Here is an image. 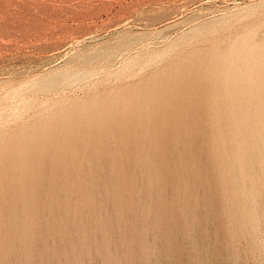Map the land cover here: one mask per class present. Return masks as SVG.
Listing matches in <instances>:
<instances>
[{
  "label": "bare ground",
  "instance_id": "6f19581e",
  "mask_svg": "<svg viewBox=\"0 0 264 264\" xmlns=\"http://www.w3.org/2000/svg\"><path fill=\"white\" fill-rule=\"evenodd\" d=\"M212 2L214 6L203 7V9L200 7L190 14L188 12L187 15L185 13L189 8L182 6L181 9L180 6V10L160 18L158 12L174 6H165L166 0L148 1L150 9L142 10L139 17L130 16L128 21L110 29L117 31L128 25V29L133 31L132 37L128 39V49L131 50L137 47L139 49V46L143 45H153L154 48L166 41L170 42L168 43L170 44L169 48L166 46L168 49L163 52V57L161 56V61L157 60L158 56L156 55L157 52H154L155 50L151 52V55L155 53L156 60L159 62L156 63L155 61L156 64H154L155 56H152L154 58L152 62L157 65V69L153 66V73L148 71V73L151 72V75L148 74V77L146 75L145 78L139 74L143 77L133 81V84L128 83L131 85L127 87H125L127 84L121 85L122 87L118 85L120 87L114 86L115 88L111 87L113 90H109V88L105 92L91 96L83 104L84 107L80 106L81 109L83 108L81 111L77 110L78 105L76 106L79 102L66 104L59 109L56 108V110L52 106L54 110L51 114L49 113L48 118H44L45 120L40 119L41 116L38 117L37 114L38 118L36 117V119L37 121L40 119L39 122L29 123L30 125L27 126L25 125L29 122L27 121L26 123L22 122L25 127L22 126L23 124L19 128L17 126L16 129L11 127L15 130L10 128L13 132L12 134L9 133L10 136L7 139L8 135L2 134L5 136V139L2 137L4 139L3 144H0L3 148H0V251L3 254L8 253L7 250L12 247L14 240L16 244V240H19L18 244L20 241L23 242L22 244L26 248L24 249L30 255L33 252L38 253L37 249L39 251L41 245L37 248L34 242V239L37 240L36 235L33 238L31 233L39 234L41 232L40 234H43L41 230L45 226L42 225L44 227L40 229V218L43 211L49 213L52 224L56 223L60 217H58V212L66 210L75 212L77 217L83 220L82 213L84 216L87 214L90 217L91 215L95 216L93 213H99L98 208L101 207V204L99 203L100 199H97L96 191H94L96 188L103 187L102 189L105 188V191L108 192L115 187L121 188L119 191L121 190L122 196L125 194L122 188L135 192L137 178L134 170L136 168L139 169L140 173L142 172L143 179L140 178V180L147 182L146 184L143 183L145 188L142 185L146 191L142 190L144 195L152 193L149 190H154L155 185L160 184L158 183L159 179L161 178L162 181L164 177L162 172H166L165 174L168 172L167 175L174 178L173 182L178 181L180 183L173 186V182H171L169 188L171 192L177 194V197L174 195L175 200L178 196L184 199L178 198L179 202L177 204L176 201L174 202L176 207L166 201L161 203L163 205L160 207V209L162 208L160 212L153 207L154 203L151 204L152 208L150 207V209L146 205L148 207L146 210L149 209V212L146 211L147 214L144 209L145 202L136 199L138 195L140 197V194L137 195L138 191L142 192L136 190L135 199L138 200V203L134 202L135 199L130 198L133 197L131 194H129L130 197L125 195L119 197V199L121 197L130 198L133 202L131 204L128 199L131 210L134 205L132 213H130L131 216L139 207H141V212L144 210L142 212L144 217L150 215L149 217L155 219L157 223L164 218H167V221H177V219H173L176 215L178 219L184 221L185 227L190 228L191 232L186 230L188 232L186 236L192 238L193 234H196L194 229H191V227L193 228L192 224L195 225L197 222H193L197 218L195 217L197 215L195 203L200 201L199 205L207 210V213H211V206L218 203L217 211L230 226L229 230L225 231L227 244L235 237L255 236L250 224L256 221L255 218H258V214L255 217L253 215L256 213L255 211L250 213L251 210L248 206L251 205L248 203L257 201L256 199L262 197L260 195L264 192V0H204L206 4H212ZM87 37L79 41L100 38L97 35ZM150 60L145 62L149 61L151 64ZM145 62L142 64L144 65ZM155 70L158 71L155 73ZM136 72L139 71L136 70ZM136 72L134 70V73ZM134 78L132 77L133 80H136L135 75ZM101 85L105 84L102 83ZM7 116L9 118L10 115L7 114ZM15 123L17 122L13 124ZM169 137L173 138L174 142L176 140V148H178L175 149L179 152L173 150L174 146L170 149L167 147L168 143L172 142H168ZM202 155L204 156L203 162L200 158ZM99 161L104 163V167H109L108 169L112 170V179L116 183L112 184L110 179L108 180L109 174L105 177L104 173L107 174V172L102 173L104 176H99L101 173L97 172L99 174L96 176V166L101 164ZM85 165H88L86 166V168L89 167L88 170L84 169ZM192 166L200 169H195L197 171L191 173L189 168L191 169ZM191 175L199 185H189V183L192 184L190 182ZM186 182H189L187 186H185ZM166 186L165 189L163 188L165 191ZM111 187L112 189H110ZM137 189H140V186ZM213 189H216L214 191L216 193L213 192ZM169 191L166 192L169 193ZM75 192L80 193L81 195L78 196L84 198L82 202H75L72 199V195H74L73 197L76 196ZM134 192L132 194H135ZM113 193L110 192L112 197L115 196ZM154 193L152 194L155 195ZM159 194L162 193L159 192ZM165 194L163 198L161 197L162 199H158L163 200ZM106 195L110 196L109 194ZM156 195L155 197H158ZM149 196L147 195L145 198ZM171 197L173 198L172 194ZM110 199L112 198L110 197ZM155 199L153 198L154 201ZM166 199L168 200V198ZM260 199L258 200L260 201ZM116 200L118 204L124 199L119 201L117 198ZM213 200L214 203L211 205ZM126 202L127 200L122 204ZM127 207L125 208L128 209ZM128 211L130 212V210H126V213ZM201 211H198L200 213L197 212L200 216ZM136 213L139 214V212ZM142 213L141 215H143ZM73 216L75 217V215ZM75 218L71 216L70 220ZM79 219L77 220L79 221ZM131 219L133 218L131 217ZM140 219L142 220V218ZM147 219L149 218L144 220ZM48 221L46 220V222ZM58 221L61 222V219L59 218ZM106 223L108 224V222ZM157 223L155 227H157ZM81 225H83L82 222ZM87 225L89 226V223ZM134 225L137 226L135 227L137 232L139 225L137 223ZM163 225L166 228V225ZM52 226L51 231L54 228ZM77 226L74 225L79 229L80 240L88 245L91 242V237L88 239L87 236L90 233L87 232L90 228L85 225L88 227L86 231L88 234H86L84 228ZM226 227L224 226V228ZM62 228L66 230V226ZM67 229L71 234L72 229ZM140 229L143 228L140 226ZM58 231L56 232L60 235L61 231H59L60 233ZM77 232L75 231L74 235ZM167 232L165 231V233ZM57 233L54 235L56 236ZM142 235H137L138 237L141 236L139 239L135 236L138 243L135 242L143 247L145 240ZM246 238L245 240H251L248 239L250 237ZM44 239L46 238L44 237ZM221 241L223 240L221 239ZM93 243L95 240L91 244ZM99 243L98 245H101ZM38 244L40 243L38 242ZM248 244H250L249 241ZM98 245L95 247L98 248ZM88 246L90 247V245ZM93 251L95 250L93 249ZM198 253L199 250L196 249V255H199ZM101 254L102 256L104 254L102 259L104 258L105 263L113 261L110 249ZM70 255L66 256L69 257ZM35 258L37 259V257ZM48 258L46 259L48 260ZM26 259L29 260V257ZM40 260L42 259L40 258ZM203 261L198 260L196 264L208 263ZM68 263L72 264V262ZM76 263L78 264L77 261Z\"/></svg>",
  "mask_w": 264,
  "mask_h": 264
},
{
  "label": "rangeland",
  "instance_id": "374dc122",
  "mask_svg": "<svg viewBox=\"0 0 264 264\" xmlns=\"http://www.w3.org/2000/svg\"><path fill=\"white\" fill-rule=\"evenodd\" d=\"M148 1L151 0H0V70L2 71L0 73V77H1L0 78V88H1L0 144H3L5 136L8 135L6 139L9 138L10 134H12L13 132L12 130H15L17 126H18L17 128H19L21 127L20 125H22L24 122L26 123L27 121H29L27 122L28 124L27 123L25 124L27 126L35 123L37 121L36 119L37 116L38 117L41 116L40 119L48 118V116L51 114V112H53L54 109L55 110L56 108L59 109L62 106H65L66 104L69 103L76 104L79 102L78 104H76V106L78 105V108H80V106L82 107L85 101H87L88 98H91V96L93 97L98 93L105 92L109 88H110L109 90H113L111 89V87L113 88L114 86L120 87L121 85L125 86L127 84L125 86L127 87L128 85H131L135 81L139 80V78H142L143 76L145 77L146 75H147L146 77H148V74L151 75V72L148 73V71H152V69L154 71V67L155 69H157V65L154 64L159 63L158 61H161L163 57V52L169 48L168 46H170V44L168 43L170 42L166 41L164 43L159 44L158 46H155L154 48L153 45L151 46L143 45V46H139V49L137 47L131 50L128 49V39L132 37L133 31L128 29V25L121 27L117 31L110 29L116 25L118 26L123 22L128 21V17L130 16L134 18L139 17L141 15L142 10L144 11L150 9L151 7ZM166 1L167 3H165V6H174V7H168L167 9L158 12L157 14L160 18L169 15L174 11L180 10V6L181 9L182 6H187L189 8V10H187L185 13L186 15L188 12H189L188 14H190L195 10L200 9V7L201 9H203V7L209 8V6L210 7L214 6L213 2L212 4L208 3L209 4L208 5L204 3V0H177V1L171 0L175 2L174 3L170 1L172 5L168 0ZM137 6H139V8H136ZM93 35L100 36V38L99 37L89 38L91 41L89 39L88 41H79L82 38H85L86 36L90 37ZM153 51L157 52L156 55L158 57L155 55V53L151 55L152 54L151 52ZM152 56L153 57L155 56V59ZM156 57L158 61L156 60ZM153 59H154V64L152 62ZM147 60H150L151 64L149 61H148L149 63L145 62ZM143 62L146 63V65L144 63L145 66L142 64ZM148 64L150 65L148 66ZM49 65L50 66L53 65V66L50 67ZM144 67L148 69L146 70ZM134 70L135 72L136 70L139 72L134 73ZM156 71L158 70H155V73ZM132 74L135 75L136 80L132 79V77L134 78V75ZM139 74L143 76H139ZM129 75H131L132 77L130 78ZM101 82L105 85H101L102 84ZM52 106L54 107V109H52L53 108ZM47 107L50 109H48ZM78 108L77 110L80 111L83 109V108L82 109L81 108L78 109ZM39 111L41 114L39 113ZM7 114L10 115L9 118ZM45 114L47 115V117ZM39 120L37 122H39ZM13 121L17 123L13 124L14 123ZM25 125L23 124L22 126L25 127ZM6 128L7 129L9 128L8 129L9 131ZM2 134H5V136ZM169 139L170 140H168V142L172 141L174 144L171 142L173 145L170 143L171 144L170 146V144L168 143L167 147L170 149V147L172 148V146H174L173 150H176L178 148V147L176 148L177 146L176 140L174 142L173 138L169 137ZM0 148H2V145H0ZM171 150L170 152H172ZM200 158L201 161L203 162L204 156L202 155V157ZM100 163L101 164H98L96 166L97 167L95 170L96 176L99 173H101L99 174L100 176L103 175L102 174L103 172H107V174L104 173L105 177H107L109 174V176L107 177L108 180L110 179L109 181L112 184L116 183V181L115 180L113 181L112 179L113 178L112 170L108 169L109 167L107 168L106 166L104 167V163L103 164L102 162ZM86 166L88 165H85L84 169L88 170L89 167L86 168ZM191 169L189 168V170L192 173V172H196L200 168L199 167L196 168V166L194 167L192 166ZM165 173L166 172H162L163 175L162 174L160 175L164 176L162 181H164L165 179L163 184L165 186L167 185L166 191L168 192L170 190L169 188L171 182H173L174 178L170 177V175H167L168 172L167 174ZM134 174L136 175L137 178L135 192L133 190H131L130 192L128 191L129 189L126 190L125 188H122L123 193L125 192L123 196L125 195L126 197H130L129 194H131L133 195L134 198L132 196L130 198L133 200L138 194H140V197L138 195L139 198L137 197L136 199H139V201L141 202H145V207H144L145 212L146 211L149 212L150 207L152 208L153 205L152 203H154L153 207L157 208L158 211L160 212V210L162 209V208L160 209V207H162L163 205V204L161 205V203H164L166 201L169 202V204L173 205L175 201L176 204L177 202H179V199L181 197L179 198L178 196L179 199L176 198L175 200V196L177 197V194L175 192H171L170 190L169 193H167L165 190H163L165 186L161 184L162 182L161 178L159 179L160 181H158V183H160L161 185L157 184L158 186L155 185L156 190L154 188V190L152 191L149 190V191L152 193L156 191L154 193L155 195L156 193L159 194V192L162 194L159 195L157 194L158 197H155V195H153L152 193H148L147 195L148 196L150 195L149 197L151 198L149 197L145 198V196L147 195L146 194L144 195L143 191H145L144 190L145 185L143 183L146 184L147 182H145V180L144 182H142L143 181L142 172L140 173L139 169L136 168L134 170ZM165 177L169 179L170 178L173 179L171 181V179L169 180L166 179ZM190 177H192V175ZM140 178L142 179L140 180ZM192 179L194 181V177H192ZM192 179L190 181L192 184L186 182V184L184 183L185 186H187L188 183L190 186L199 185V183L195 181L193 184ZM176 182L178 183V181ZM176 182L174 181L172 185L177 186L180 184V183L177 184ZM138 185L140 186V189H137V187L139 188ZM142 185L144 186V188L142 187ZM156 186L161 188L163 192L164 191L165 192L163 193L162 190H160ZM100 188L101 190H99ZM102 188L103 187H99V189L96 188L94 190L97 193V199L98 200L100 199L99 203L101 205L100 204L99 205L102 207V208L101 207L98 208L99 213L97 212L96 213L97 215L93 213V215L95 216L93 217L91 215L90 217L86 213L85 216L84 213H82L83 214L82 217L84 219H86L87 217L89 218H87L86 220L84 219L80 220L75 212L72 213L70 210L69 211L71 213L67 210L60 211L58 212V217L60 216L59 218L61 219V222L58 221L59 220L58 218L56 223L52 224L49 213L47 214V211L45 212L43 211V213L41 214L42 217L40 218L41 219L40 229H42L45 226L43 228L44 230L42 229L41 231L43 233L42 235L46 239H44V237L40 234L41 232L39 234L37 233L38 235L36 233L33 234V232L31 233V236L33 235L32 236L33 238L36 235L35 236L36 239L37 240L39 239V241L34 239L37 248L38 246L41 245L40 246L41 248L39 249V251L40 250L41 251L39 252L37 249V252L39 254L33 252L31 254L34 259L33 260L29 252L27 253V251L25 250L26 248L24 244H22L23 242L20 241L19 242L20 244H18L19 240H16L17 241L16 244L14 240L13 241L14 243H12L13 248L10 247V249L7 250L8 253L3 254L2 251H0V258H2L0 259V264H36L37 262H40L37 264H51V263L53 264V262L54 264H60V263L69 264L68 262H72V264L73 263L77 264L76 261L78 262V264H196L197 263L196 261L198 260H200L201 262L203 260H204L203 262H208L206 264H264V202H263L264 192H262L263 195L262 193L260 195L263 197V199L262 197L259 196L261 199L257 198L256 199L257 201H254V203L253 202L248 203L251 206H248L247 204L248 208L250 207L249 208L251 210V211L249 210L250 213L251 212L253 213L255 211L256 213H253L255 217H257L256 214H258L259 219L257 218L258 219L257 220L255 218L256 220L254 221L255 223L253 221H252L253 223L251 222L252 224H254V226H251L252 224H250L251 230L252 231L256 230L255 232L253 231L255 236L249 235V236L235 237L234 240H230V242L228 241L227 244L226 232L227 230H229L230 226L225 219L221 218V215L217 211L218 203L215 202L216 203L215 206L212 205L214 203V200L211 201V205L213 206V208L210 205L212 209L211 211L212 214L207 213L208 211L204 210L202 206L199 205L200 201H198V203L193 202L195 203L194 206L196 210L199 209L202 211L200 216V214H198L200 213L198 212L199 210L198 211L195 210V213L197 214L195 215V217L197 218L200 217V218H198L199 220L198 221L197 218L194 217L195 219L193 220V222L195 221L197 222H195L196 226L192 224L193 228L191 227V229H194L195 231L194 233L196 234L195 235L193 234L191 238L189 236H186V233L191 232L190 228L185 227L184 221L182 219H178V216L176 217L175 214H172L173 216L175 215L174 217L172 215L170 216L173 217V219L174 218L177 219V221L174 219L175 221L171 220L172 221L171 222L170 220H168L169 221L168 222L167 218H164L167 222L163 219L165 223L163 220H159L157 223L155 219L149 217L150 215L144 217V214L142 213L144 210L142 209L143 211L141 212L140 210L141 207L138 206L139 208L135 209V212L133 211L134 214H132L135 217V219H137L135 220L134 217L130 215V213H132L131 211L133 210L134 205L133 206L131 205L132 206V210H131V207L129 206L130 202L128 203V199L130 201L131 199L122 198L123 197L122 192L121 190L119 191V189L121 188H117V187H115V189H112V187L110 188L112 189L113 192L121 193V194L119 193L117 194L118 197L116 196V193L110 191L111 193H113V196L115 195L114 197H112L110 192L105 191L106 189L104 188L103 190ZM171 188L174 191L172 186ZM136 190H140L142 193H140L139 191L137 193ZM214 191H216V189H213V192ZM133 192L135 194H132ZM75 193L76 196L73 197L74 195H72V199L75 202H79V201L82 202L84 198L82 199L81 197H79L81 194L80 193H79L80 195L77 194L78 192ZM126 193H128V195H126ZM106 194H109L110 196H107ZM164 194L165 196L163 201L161 199L163 198ZM168 194L170 195L172 194L174 200L172 197L170 198V195ZM120 196H122L121 199H119ZM110 197L113 199V201L112 199H110ZM115 197H117L119 201H122V199H124L123 202H120L121 204L124 203L126 200H127L126 203L128 204L127 205L126 203L122 205L120 203L117 204L116 203L117 198ZM114 198L116 201L114 200ZM143 198L147 199L148 201ZM153 198L154 199L157 198V199H155L154 201ZM166 198H168V200ZM169 198L172 200H170ZM258 199H260L261 202ZM157 200L158 202H156ZM134 202L138 203V200ZM131 204H133L132 201ZM176 204H174L175 207ZM117 205L119 208L117 207ZM124 205L128 206L127 207L128 209H126L125 208L126 206ZM146 205L149 206V209L147 210L146 208L148 207ZM121 206L123 208H120ZM174 206L171 207L175 208ZM200 206L201 208H199ZM253 206L255 207L253 208ZM125 209L130 210V212L128 211L126 213ZM136 212H139L140 215L137 214ZM148 212L146 213L148 214ZM141 213L143 215H141ZM202 213L203 215L204 214L205 215L203 216ZM68 214L70 218L71 216L72 218L75 217L77 218L70 220ZM73 215H75V217ZM130 216L135 221L133 219L130 220L131 218ZM170 216L169 218L171 219ZM45 217L47 221L49 219L50 221V222L48 221L49 223L46 222ZM139 217L142 218V220ZM207 217L210 219H208ZM91 218L96 219L97 221L92 220ZM146 218L149 219L144 220ZM77 219H79V221ZM89 219L91 220L90 221L91 223L89 222ZM105 221L108 222V224ZM131 221H134L132 223L134 224L137 223V225H139L137 232L135 230V227L137 226L132 224ZM78 222L80 223L78 224ZM81 222L83 223V225L84 223H86L85 224L86 226H88L87 223H89L88 226L90 228L88 229L89 231H87L88 227H86L85 225L83 227V225H81ZM93 222L95 223L96 227ZM156 223L159 226L157 225V227H155ZM160 223L162 225L165 224L166 228L164 225L162 226ZM197 223L200 224L198 225ZM46 224H50L51 226L53 225L56 230L52 228L51 231V226L50 225L47 226ZM73 224L76 227H78L77 225H79L81 226V228H84L85 230L84 232L86 234H88L87 232H90L87 235L88 239L91 237L90 238L91 242H89L90 244L88 243L90 247L86 245L84 242H82V240H80L79 229L74 227ZM65 226H66V230L65 228H62ZM140 226L143 229H140ZM224 226L225 227L227 226L228 228L227 227L224 228ZM57 228L60 229L59 231H61V233L58 231ZM67 228L72 229L71 234L69 233L70 231ZM91 228L93 229L92 231ZM73 229L75 231H78L77 233H75V235H74L75 231ZM186 230L188 232H186ZM56 231H58L60 235ZM142 231H143V235H142ZM165 231L168 232L165 233ZM135 232L137 233V235L140 234L142 235V237H144L143 239L145 241L144 240L143 241H144V245L147 246L146 248L145 246L142 247L141 245L137 244L138 243L137 240L141 236L138 237ZM55 233H57L58 235L56 234L55 236L54 235ZM68 233L69 235H67ZM209 235L210 237H208ZM135 236H137L138 238L137 240L135 239ZM246 237H250L248 239L251 240H245ZM69 238L71 239L69 240ZM221 239L223 241H221ZM94 240L95 243L91 244ZM66 241H68L67 244ZM135 241H137V243ZM248 241L250 244H248ZM38 242L40 244H38ZM98 243L101 245H98ZM21 245L23 246L21 247ZM97 245L98 248L95 247ZM103 245H105L106 247H104ZM228 246L229 247L231 246L232 248L231 247L229 248ZM46 247L48 248L46 249ZM101 247H103L104 249L103 248L101 249ZM143 248L145 249L143 250ZM93 249L95 251H93ZM108 249H110L112 253L113 261H111L110 263H105L106 261L104 262V258L102 259L104 254L102 256L101 253H104V251L106 252V250ZM196 249L199 250L198 253L199 255H196ZM49 251L50 252L53 251L54 253L53 252L51 253L53 255H51ZM25 252L27 253V255ZM70 253L72 256L70 255ZM49 255H51L52 257ZM66 255H70V256L68 257ZM27 256L29 257V260L26 259L28 258ZM35 257H37V259ZM40 258L42 260H40ZM46 258H48L49 262Z\"/></svg>",
  "mask_w": 264,
  "mask_h": 264
}]
</instances>
